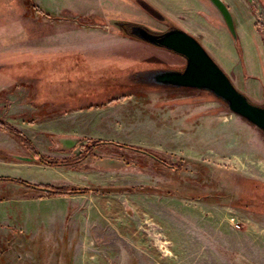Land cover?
Segmentation results:
<instances>
[{"label": "rangeland", "instance_id": "rangeland-1", "mask_svg": "<svg viewBox=\"0 0 264 264\" xmlns=\"http://www.w3.org/2000/svg\"><path fill=\"white\" fill-rule=\"evenodd\" d=\"M145 1L162 8L168 0ZM229 1L237 39L202 2L179 20L235 87L264 106V0ZM137 2L146 6L0 0V119L29 139L0 129V177L90 187L83 194L93 195L73 198L62 217L68 202L60 196L0 181V264H75L67 239L75 231L95 238L80 264H264V130L208 89L159 78L184 71L187 60L154 41L168 33L159 19L169 10L159 16ZM194 11L219 25L198 23ZM33 38L76 44L48 46L34 61L15 45ZM65 97L70 107L52 104ZM29 99L45 103L36 109ZM64 114L76 119L44 124ZM60 138L68 149L56 150ZM100 140L112 143L88 150ZM37 151L79 161L51 166Z\"/></svg>", "mask_w": 264, "mask_h": 264}, {"label": "water", "instance_id": "water-1", "mask_svg": "<svg viewBox=\"0 0 264 264\" xmlns=\"http://www.w3.org/2000/svg\"><path fill=\"white\" fill-rule=\"evenodd\" d=\"M211 1L220 10L229 30L237 39L234 20L226 3L223 0ZM144 4L154 12L149 3L144 1ZM154 41L185 56L187 60L184 71L167 73L159 78L179 86L208 89L224 99L233 112L264 130V106L252 102L235 87L230 77L195 36L184 30H174L155 37Z\"/></svg>", "mask_w": 264, "mask_h": 264}, {"label": "crops", "instance_id": "crops-1", "mask_svg": "<svg viewBox=\"0 0 264 264\" xmlns=\"http://www.w3.org/2000/svg\"><path fill=\"white\" fill-rule=\"evenodd\" d=\"M13 42V41H12ZM11 42V43H12ZM77 43H84V42H89V41H76ZM66 43H69L68 45H71V44H76V43H71V41H67V42H64V43H62V42H60V41H57V42H55V43H53V42H51V43H48V42H46L45 40H43L42 38H33V39H26V40H24V41H22V42H20V43H18V44H15L16 45V47H17V49L18 50H20L21 51V53H23V55H28V56H31V57H35L33 60L34 61H38V59H39V55H43L44 54V52L45 51H49L48 49H46V48H49L48 46H54V45H56L57 47L59 46H63V44H66ZM13 43H12V45H10V49L13 51ZM56 50H58V48L56 49ZM25 75H28V74H26V73H23V76H17V77H22V78H25ZM29 76V75H28ZM30 78L31 79H40L41 77L40 76H38L37 74H35V75H31L30 76ZM24 80V79H23ZM28 85V84H27ZM3 88V87H2ZM4 88H7V87H4ZM3 88V89H4ZM55 89H58V88H56L55 87ZM40 93V92H39ZM38 93V94H39ZM62 92L60 91V90H58V91H55L54 92V96H55V94L57 95V96H59L60 94H61ZM41 94V93H40ZM41 96H39V98H38V100L40 99L41 100ZM54 99H56V98H54ZM61 100H63L64 102H69V103H71L70 101H71V99L70 98H67L66 99V97H65V99H62V98H59V99H57L56 101H54V103H52V104H54V106H59V107H70L71 105L68 103V105H66V104H64V103H62V101ZM27 102V101H26ZM29 102L31 103V104H33L34 106L32 107V108H38L39 106H41L40 104L41 103H45L44 101H41V102H39V101H32L31 99H29ZM35 102V103H34ZM26 106L27 107H29L27 104H26ZM36 106V107H35ZM15 106L13 105V103H12V105L9 107V108H11V109H13ZM26 107V108H27ZM80 110H84V109H81V108H79ZM73 115V114H72ZM72 115H69V114H64V115H62V117L60 116L59 118L60 119H57V118H51L50 120H49V122L47 123V122H45L44 124H49V123H52V122H54V119H56V120H62V121H65V120H75L76 119V117L75 116H72ZM21 119H23V117L21 118ZM23 121V120H22ZM26 122H24L23 121V123H22V125L23 126H25L26 124H25ZM42 123V122H41ZM56 123V122H55ZM55 123L53 124V125H55ZM28 124V123H27ZM40 124V123H39ZM54 130V129H53ZM50 131V130H49ZM52 131V130H51ZM55 131V130H54ZM53 131V132H54ZM70 141V140H69ZM68 140H66V139H62V138H60V139H58L56 142L54 141V144H56L55 145V147H56V150H58V151H60V150H65L66 148L68 149L69 148V146L67 145V143L69 142ZM58 154V153H57ZM59 154H63V155H66V153H60L59 152ZM58 154V155H59ZM85 197L86 196V199H88V198H91L93 195H90V197L88 196V195H85V194H78V195H71V196H60V197H55V198H59V199H62V200H65L66 202H68V207H67V211L68 212H64V213H62V217H64L65 216V214L67 215V214H69V215H71V213L70 212H72V210H70V206L72 205V204H75L77 201H74L73 200V198H76V197ZM88 196V197H87ZM83 200H85V199H83ZM87 206H85L84 208H82V209H80V212L81 213H83V211H84V209L86 208ZM69 208V209H68ZM63 214H64V216H63ZM66 217V216H65ZM81 221L83 222V223H86V225H85V227H84V229L86 230L87 228H89V229H91L90 228V226H89V220L86 218V214H81ZM88 233H89V235L87 234V233H83L82 235H80L79 234V232H71V233H68L67 234V239H68V243L69 244H71V246L74 248V250H75V252H77L78 254H77V256H76V261L74 262L75 264H80V262H81V259H82V261H84L85 260V255H88V253L89 254H92V252H93V244H94V241L93 240H95V238L93 237V235H92V232L90 231H88ZM91 243V244H90ZM12 255H11V258H13L14 259V257H13V252L11 253ZM16 256V255H15ZM22 260V259H21ZM20 260V261H21ZM13 261V260H12ZM19 262V259H17L16 258V260H15V263L16 262Z\"/></svg>", "mask_w": 264, "mask_h": 264}, {"label": "flooded vegetation", "instance_id": "flooded-vegetation-1", "mask_svg": "<svg viewBox=\"0 0 264 264\" xmlns=\"http://www.w3.org/2000/svg\"><path fill=\"white\" fill-rule=\"evenodd\" d=\"M143 1H145V0H141L142 3H144ZM223 1L228 6V9L230 10V12L232 14V17H233V20H234V24H235V27H236L237 26V23H238V21H237V19H238L237 18L238 12H235V10L233 9V6L231 4V1H229V0H223ZM200 2L205 3L210 8V10L211 9H215L217 11V13L222 17V19L224 20V22L226 24L227 29L229 30L228 25H227V22H226L224 16L222 15V13L220 12V10L214 5V3L211 0H168V1H165V4H161V5H162V8L165 9L166 11L169 10V11H167V13H170V18L166 17L163 14L164 13L163 12L164 10H162L161 7H158V6L154 5L153 2H149V4H150V8L155 13H157L159 16L161 14H163L164 17H162V19H159L160 20V22H159L160 24L159 25L161 27L164 26L163 28L165 30H167L168 33H169V32L174 31V30H184V31L188 32L186 30L187 26L184 24L183 21L179 20V17H180V15L182 13H185L186 12L183 9H186V8L189 9L190 7H191V9H193L194 6L199 5ZM137 3L139 4V6L141 8H146V6L141 5L139 2H137ZM202 5H204V4H202ZM191 11L189 10V12H191ZM196 12H198V16H196L195 18H196V20H197L198 23H199V19H197V18H200L204 22L205 17H207V19H209L210 22L213 24L212 26L215 27L216 25H219V23H220L219 21H216V20L215 21L214 20L212 21V17H209L205 13H202V12L200 13L199 11H196ZM196 12L194 11L192 13H194V15H195ZM191 17H193V15ZM203 22H202V24H203ZM204 28L206 29V27H204ZM216 28H217V26H216ZM188 33H190V32H188ZM190 34H192V33H190ZM192 35L195 36L194 34H192ZM197 39H199V38H197ZM143 40H145V39H143Z\"/></svg>", "mask_w": 264, "mask_h": 264}, {"label": "trees", "instance_id": "trees-1", "mask_svg": "<svg viewBox=\"0 0 264 264\" xmlns=\"http://www.w3.org/2000/svg\"><path fill=\"white\" fill-rule=\"evenodd\" d=\"M0 129L16 136L22 142H27L29 140L23 134V132L21 130L14 127L8 121H4V120L0 119ZM108 142L112 143V141L100 140V142H97V143L89 146L88 150L96 148L99 144L108 143ZM35 156L37 157L36 160L39 163H43V164H47V165H51V166H72L73 164H75V162L79 161V160H73V161L50 160V159L46 158L45 156H43L38 151L36 152ZM2 180H11L13 182H16V183H19V184H22L25 186H29L31 188L38 190V191L45 192L48 196H63V195L83 194V193H88V192L92 191L90 187H79V186H75V185H55V184H51V183H38V184H36V183H32V182L26 181V180L21 179V178L12 179V178L0 177V181H2ZM93 192L98 193L99 191L97 189H95V190H93Z\"/></svg>", "mask_w": 264, "mask_h": 264}]
</instances>
